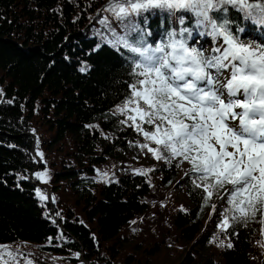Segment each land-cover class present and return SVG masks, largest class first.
I'll list each match as a JSON object with an SVG mask.
<instances>
[{"label": "trees", "instance_id": "trees-1", "mask_svg": "<svg viewBox=\"0 0 264 264\" xmlns=\"http://www.w3.org/2000/svg\"><path fill=\"white\" fill-rule=\"evenodd\" d=\"M108 4L0 0V246L20 264H264V225L250 220L234 224L235 234L221 231L226 198L205 206L185 176L190 165L183 171L177 160L155 159L139 146L148 141L131 121L120 123L127 118L116 108L131 77L120 54L102 43L104 17L120 32ZM185 15L192 28L194 17ZM228 18L233 31L245 28L241 39L264 40V29L234 9ZM160 21L159 13L149 16L151 42L169 27ZM193 35V47L213 40ZM37 189L46 196L48 189L50 199ZM181 190L188 204L178 199Z\"/></svg>", "mask_w": 264, "mask_h": 264}, {"label": "snow or ice", "instance_id": "snow-or-ice-1", "mask_svg": "<svg viewBox=\"0 0 264 264\" xmlns=\"http://www.w3.org/2000/svg\"><path fill=\"white\" fill-rule=\"evenodd\" d=\"M230 8L264 29V0H109L104 11L120 32L108 17L99 23L108 32L100 33L102 43L120 54L131 77L116 108L127 118L120 123L131 121L128 126L148 141L139 146L155 159L177 160V167L187 162L185 176L201 190L205 206L213 196L226 198L217 227L235 234L236 223L264 225V42L241 39L245 28L236 24L233 31ZM157 13L161 28L165 18L169 27L163 39L151 42L149 16ZM185 14L194 17L192 28L185 26ZM173 20L179 29L171 26ZM194 31L223 43L206 55L203 47L190 46ZM37 155L43 159L42 152ZM35 175L48 182L47 173ZM36 194L48 199L40 189ZM211 210L217 212L215 203ZM257 212L262 214L258 221ZM0 264L20 261L0 246Z\"/></svg>", "mask_w": 264, "mask_h": 264}, {"label": "rangeland", "instance_id": "rangeland-1", "mask_svg": "<svg viewBox=\"0 0 264 264\" xmlns=\"http://www.w3.org/2000/svg\"><path fill=\"white\" fill-rule=\"evenodd\" d=\"M213 40L212 41H210V45H206V44H203V49H204V51H205V54L207 55V54H210L211 52H212V45H213ZM262 42H264V40L262 41ZM212 44V45H211ZM189 167V164H187V162H185V163H183L182 164V167H181V169L183 170V171H185V169H187ZM49 189V188H48ZM47 189V197L50 199V194H49V190ZM178 199L179 200H182V201H186V198H185V194H184V192L181 190L179 193H178ZM70 200H71V196L69 197V195H66V197H65V202H70ZM185 203H187L188 204V202L186 201ZM172 236H174V235H172ZM128 250V249H127ZM146 257L145 256H143V254H139L137 257H136V259H137V261L138 262H143V260L145 259ZM140 264H142V263H140Z\"/></svg>", "mask_w": 264, "mask_h": 264}, {"label": "water", "instance_id": "water-1", "mask_svg": "<svg viewBox=\"0 0 264 264\" xmlns=\"http://www.w3.org/2000/svg\"><path fill=\"white\" fill-rule=\"evenodd\" d=\"M49 199V198H48Z\"/></svg>", "mask_w": 264, "mask_h": 264}]
</instances>
